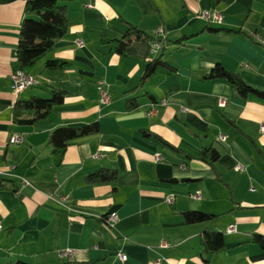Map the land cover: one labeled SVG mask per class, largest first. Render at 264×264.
Instances as JSON below:
<instances>
[{"label": "crops", "instance_id": "obj_1", "mask_svg": "<svg viewBox=\"0 0 264 264\" xmlns=\"http://www.w3.org/2000/svg\"><path fill=\"white\" fill-rule=\"evenodd\" d=\"M27 2L0 0V264H264V248L255 242L264 239V100L205 80L220 64L264 91V0L68 1L69 32L31 73L39 85L16 95L11 76L20 69ZM205 11L220 13L223 23L202 19ZM128 25L157 38L164 29L158 54L146 38L133 41L126 55L103 44L123 40ZM156 59L168 68L142 85ZM49 61L66 66L49 70ZM99 81L110 86L109 104L100 105ZM54 88L67 96L47 119L14 123L18 101L50 98ZM130 100L138 105L133 111ZM163 101L160 115L148 117ZM91 124L100 132L64 153L50 145L55 130ZM13 135L24 142L12 144ZM210 148L221 155L213 166L201 160ZM103 170H116L117 179L88 181ZM2 182L18 191L2 189ZM170 194L176 195L172 206ZM196 194L202 198L192 199ZM61 197L68 207L59 204ZM187 211L219 219L189 225ZM112 213L119 216L115 229L104 220ZM231 225L235 233L228 232ZM212 232L225 240L213 254L203 247ZM164 242L170 247L161 248ZM65 250L74 253L60 259ZM120 252L127 262L118 259Z\"/></svg>", "mask_w": 264, "mask_h": 264}, {"label": "trees", "instance_id": "obj_2", "mask_svg": "<svg viewBox=\"0 0 264 264\" xmlns=\"http://www.w3.org/2000/svg\"><path fill=\"white\" fill-rule=\"evenodd\" d=\"M71 0H28L26 6V17L22 22L19 34V45L17 50V62L20 70L27 74L34 71L38 61H40L56 42L62 39L70 30L68 20V11L66 3ZM126 37L123 40H102L103 44L108 45L111 50L118 55H126L128 48L133 41H139L146 38L151 43L160 42V38L143 33L136 27L128 25ZM187 41L184 38L179 41ZM66 63L60 61H49L46 68L49 70H61ZM168 68V65L162 59H156L149 63L145 76L142 80L147 81L158 70V68ZM208 82L225 81L233 88L241 98H248L251 95L264 100V91L257 90L247 85L242 78L236 74L227 71L222 65H216L210 74L205 77ZM66 92L60 89H52L50 98L44 99L33 97L27 101H18L13 110V121L17 125H34L49 117L52 110L64 104ZM128 110H135L138 105L135 100L128 102ZM100 132L98 124H91L84 127H64L55 130L49 138L50 145L58 153H64L71 143L82 138L96 135ZM150 136L149 134H145ZM220 153L214 149H204L201 160L213 166L220 159ZM117 171L103 170L95 175L88 177L91 183H109L117 179ZM2 189L15 190L16 187L9 183L2 182ZM18 190L16 189V192ZM107 217L104 218V220ZM184 220L189 225L216 223L219 216L204 212L187 211L183 215ZM255 242L264 248V239L257 236ZM225 246V240L222 234L217 232L207 233L203 241L204 250L207 253H217ZM17 264H26L18 262Z\"/></svg>", "mask_w": 264, "mask_h": 264}, {"label": "built area", "instance_id": "obj_3", "mask_svg": "<svg viewBox=\"0 0 264 264\" xmlns=\"http://www.w3.org/2000/svg\"><path fill=\"white\" fill-rule=\"evenodd\" d=\"M28 1V0H27ZM87 8L92 9L94 6L92 4H88L86 6ZM200 17L208 22H213L215 24H222L224 19L222 17V15L216 11L214 12H210V11H205L203 13H201ZM158 38L164 39L166 37V32L164 29H159L157 32ZM78 47H83V42L82 41H78L77 42ZM160 50V43L159 42H155L153 43L152 46V54L153 55H157L158 52ZM11 81H12V92L16 95H20L22 93H24L25 91L29 90L32 87H35L37 85H39V82L36 80V78L30 74L25 73L22 70H18L16 71L14 74H12L11 76ZM97 89L99 92V102L100 105H106L109 104L111 101V95H110V86L106 84V82L104 81H99L97 84ZM227 101L225 99H221L219 101V105L220 107H225L226 106ZM167 105L166 101H163L161 104L155 105L154 107H152L147 115L150 118H154V117H158L161 113L160 108H163ZM183 112H188V109H183ZM261 132L264 133V125L261 128ZM227 139L224 137L223 141L225 142ZM11 143L12 144H21L24 142V137L22 135H13L11 137ZM158 160L161 161V158L158 157ZM238 171L243 170L241 166L237 167ZM23 185H30V183L26 180L22 181ZM192 199L195 200H200L202 197L199 194L193 195L191 197ZM59 204L68 207V202L69 199L67 197H61L58 199ZM176 202V195L175 194H170L167 196L166 198V203L170 206L174 205ZM119 222V216L117 213H112L111 215H109L106 219H105V223L107 224L108 227H110L111 229H115L116 225ZM3 230V225L0 222V231ZM229 233H235L236 232V226L235 225H231L229 227L228 230ZM170 245L166 242L162 243L161 248L163 249H167L169 248ZM74 251L73 250H65V251H60L59 256L60 259H67L69 257H71L73 255ZM118 259L122 262L125 263L128 261V257L123 254V253H118L117 255ZM157 264H161L160 261L157 262Z\"/></svg>", "mask_w": 264, "mask_h": 264}, {"label": "rangeland", "instance_id": "obj_4", "mask_svg": "<svg viewBox=\"0 0 264 264\" xmlns=\"http://www.w3.org/2000/svg\"><path fill=\"white\" fill-rule=\"evenodd\" d=\"M44 99H47V98H44Z\"/></svg>", "mask_w": 264, "mask_h": 264}]
</instances>
